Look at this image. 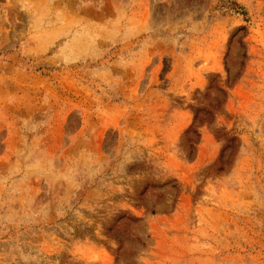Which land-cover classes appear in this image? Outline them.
Masks as SVG:
<instances>
[{
  "label": "rangeland",
  "instance_id": "1",
  "mask_svg": "<svg viewBox=\"0 0 264 264\" xmlns=\"http://www.w3.org/2000/svg\"><path fill=\"white\" fill-rule=\"evenodd\" d=\"M190 1L0 0V264H264V0Z\"/></svg>",
  "mask_w": 264,
  "mask_h": 264
},
{
  "label": "trees",
  "instance_id": "2",
  "mask_svg": "<svg viewBox=\"0 0 264 264\" xmlns=\"http://www.w3.org/2000/svg\"><path fill=\"white\" fill-rule=\"evenodd\" d=\"M192 1L193 0H191L189 3H186L185 4V7L190 6V3H192ZM201 2H202V0H197V2H193V4H191L190 7L195 6V4L200 5ZM216 8H218L219 10H225L226 12H232V13H235V14H240L242 16H245V13L243 11V8H241L234 1H230V0L223 1V0H220L219 1V5H217ZM238 32H242L243 35L240 36V37H237L236 42H237V44L239 45L240 48L244 49V42H243V40H244V37L247 34V29H246V27L243 26V27L239 28ZM242 57L243 58H246L247 57V54H246L245 51L243 52ZM201 121H203L202 117L199 115L198 112H195L194 118H193V125H192V127L195 125V122H201ZM185 134H186V140H187V142L190 143L191 145L196 144L197 141H198V139H199V137H200L199 134H198V132L196 130H194L193 128H191V127L185 132ZM232 147H233V144L231 143V141H229L222 148L220 157H223V153L227 149L232 148ZM105 148H107V146H105ZM172 188H175V186H172ZM151 214L153 215L154 214V211H151Z\"/></svg>",
  "mask_w": 264,
  "mask_h": 264
}]
</instances>
